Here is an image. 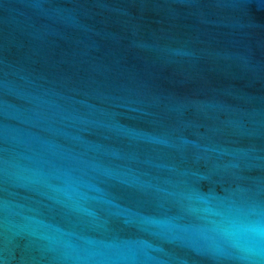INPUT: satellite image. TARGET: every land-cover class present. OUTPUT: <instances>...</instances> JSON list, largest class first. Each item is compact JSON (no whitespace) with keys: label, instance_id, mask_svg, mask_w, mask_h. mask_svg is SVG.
I'll return each instance as SVG.
<instances>
[{"label":"water","instance_id":"water-1","mask_svg":"<svg viewBox=\"0 0 264 264\" xmlns=\"http://www.w3.org/2000/svg\"><path fill=\"white\" fill-rule=\"evenodd\" d=\"M0 264H264V0H0Z\"/></svg>","mask_w":264,"mask_h":264},{"label":"clouds","instance_id":"clouds-1","mask_svg":"<svg viewBox=\"0 0 264 264\" xmlns=\"http://www.w3.org/2000/svg\"><path fill=\"white\" fill-rule=\"evenodd\" d=\"M256 254H258V255L260 254V251H259V249H257V250H256Z\"/></svg>","mask_w":264,"mask_h":264}]
</instances>
